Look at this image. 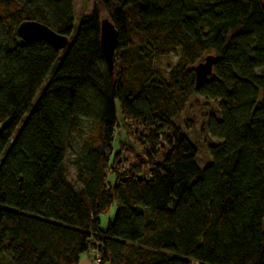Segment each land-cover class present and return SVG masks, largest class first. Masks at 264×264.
I'll list each match as a JSON object with an SVG mask.
<instances>
[{
  "label": "trees",
  "instance_id": "trees-1",
  "mask_svg": "<svg viewBox=\"0 0 264 264\" xmlns=\"http://www.w3.org/2000/svg\"><path fill=\"white\" fill-rule=\"evenodd\" d=\"M72 3L0 1V264H264V0H93L75 31ZM25 21L69 46L23 42ZM195 97L217 112L204 167L175 121Z\"/></svg>",
  "mask_w": 264,
  "mask_h": 264
},
{
  "label": "rangeland",
  "instance_id": "rangeland-1",
  "mask_svg": "<svg viewBox=\"0 0 264 264\" xmlns=\"http://www.w3.org/2000/svg\"><path fill=\"white\" fill-rule=\"evenodd\" d=\"M74 22L73 30L75 31L83 17H88L93 8V0H73ZM179 53L159 58L153 61V67L160 76H165L166 72L176 63ZM205 100L202 98H193L187 104L185 110L175 121L188 137L190 142L195 146L197 151V163L199 167H204L209 161L208 147L217 143V140L211 139L205 132L201 131L202 125L206 122L207 115H216L215 105L210 103L208 107L203 104ZM77 137L71 142V147L67 152L64 167L67 178L71 181L75 179V171L72 164L71 156L77 151ZM115 214V208L112 207L110 212L100 217L101 228L104 229L108 221H112ZM264 225V220H263ZM93 255L89 259V264H93Z\"/></svg>",
  "mask_w": 264,
  "mask_h": 264
},
{
  "label": "water",
  "instance_id": "water-1",
  "mask_svg": "<svg viewBox=\"0 0 264 264\" xmlns=\"http://www.w3.org/2000/svg\"><path fill=\"white\" fill-rule=\"evenodd\" d=\"M1 1V0H0ZM17 36L25 43L45 42L49 44L56 52L66 49L70 41L65 36H60L48 29L46 26L33 21L22 22L16 30ZM117 44V33L110 22L101 21L100 27V46L102 54L109 66L112 67V60ZM214 57L207 56L202 62L197 64L193 71L195 74L196 85H200L212 71Z\"/></svg>",
  "mask_w": 264,
  "mask_h": 264
},
{
  "label": "crops",
  "instance_id": "crops-1",
  "mask_svg": "<svg viewBox=\"0 0 264 264\" xmlns=\"http://www.w3.org/2000/svg\"><path fill=\"white\" fill-rule=\"evenodd\" d=\"M90 258H91V254L90 255H81L80 260H79V264H89Z\"/></svg>",
  "mask_w": 264,
  "mask_h": 264
},
{
  "label": "built area",
  "instance_id": "built-area-1",
  "mask_svg": "<svg viewBox=\"0 0 264 264\" xmlns=\"http://www.w3.org/2000/svg\"><path fill=\"white\" fill-rule=\"evenodd\" d=\"M93 255L95 256V259H94V264H99V256L96 254V252H92Z\"/></svg>",
  "mask_w": 264,
  "mask_h": 264
}]
</instances>
